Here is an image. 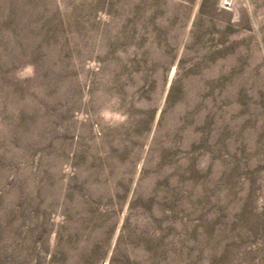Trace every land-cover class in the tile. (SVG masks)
I'll list each match as a JSON object with an SVG mask.
<instances>
[{"label":"rangeland","instance_id":"1","mask_svg":"<svg viewBox=\"0 0 264 264\" xmlns=\"http://www.w3.org/2000/svg\"><path fill=\"white\" fill-rule=\"evenodd\" d=\"M0 264H264V0H0Z\"/></svg>","mask_w":264,"mask_h":264},{"label":"built area","instance_id":"2","mask_svg":"<svg viewBox=\"0 0 264 264\" xmlns=\"http://www.w3.org/2000/svg\"><path fill=\"white\" fill-rule=\"evenodd\" d=\"M237 0H220V6L225 9H232Z\"/></svg>","mask_w":264,"mask_h":264}]
</instances>
